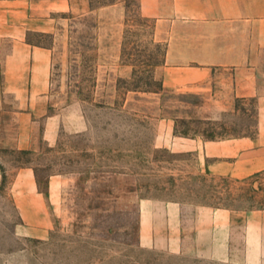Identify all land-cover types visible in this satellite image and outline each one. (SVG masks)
<instances>
[{
  "label": "rangeland",
  "instance_id": "rangeland-1",
  "mask_svg": "<svg viewBox=\"0 0 264 264\" xmlns=\"http://www.w3.org/2000/svg\"><path fill=\"white\" fill-rule=\"evenodd\" d=\"M118 1L125 9L119 26L96 16L72 23L59 47L65 48L59 87L81 104L88 131L64 133L54 148L39 153L0 150V264H240L213 258L217 241L209 233L221 210L234 217L264 210V173L245 180L215 176L204 171L196 153L157 145L162 125L155 107H162L158 115L181 114L186 102L156 95L165 47L154 41L153 21L141 15L139 0L91 4L100 10ZM33 41L50 45L52 38L35 35ZM255 105L238 101L236 113L219 121L179 118L174 133L254 136ZM27 166L42 190L49 177L63 178L46 240L17 234L21 218L11 185Z\"/></svg>",
  "mask_w": 264,
  "mask_h": 264
},
{
  "label": "crops",
  "instance_id": "crops-1",
  "mask_svg": "<svg viewBox=\"0 0 264 264\" xmlns=\"http://www.w3.org/2000/svg\"><path fill=\"white\" fill-rule=\"evenodd\" d=\"M123 5L95 10L91 0H0V150L39 153L54 148L64 133L88 131L81 104L59 87L58 59L65 50L59 47L72 23L96 16L119 26ZM139 5L141 15L153 21L154 41L165 47L156 95L186 102L181 114L158 115L162 107H155L162 125L157 145L196 153L204 171L215 176L245 180L263 174L264 0H139ZM35 35L52 42L37 44ZM249 100L256 102L254 136L202 139L174 133L179 118L219 121L236 113V102ZM62 187L63 178L54 175L42 190L34 168L18 169L11 196L21 218L19 236L50 237ZM216 216L209 234L217 246L209 254L220 261L264 264V210L235 217L221 210Z\"/></svg>",
  "mask_w": 264,
  "mask_h": 264
}]
</instances>
